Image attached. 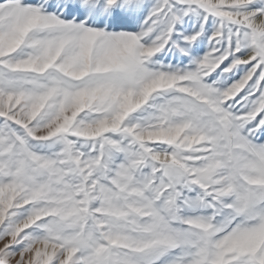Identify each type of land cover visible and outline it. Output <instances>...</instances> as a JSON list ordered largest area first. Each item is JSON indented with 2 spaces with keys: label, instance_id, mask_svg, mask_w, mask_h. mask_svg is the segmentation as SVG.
<instances>
[{
  "label": "snow or ice",
  "instance_id": "6c2138e0",
  "mask_svg": "<svg viewBox=\"0 0 264 264\" xmlns=\"http://www.w3.org/2000/svg\"><path fill=\"white\" fill-rule=\"evenodd\" d=\"M0 264H264V0H0Z\"/></svg>",
  "mask_w": 264,
  "mask_h": 264
}]
</instances>
